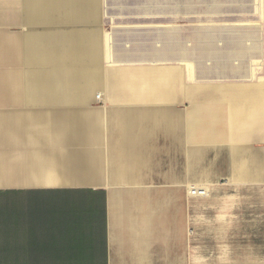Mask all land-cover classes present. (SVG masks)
<instances>
[{
    "label": "crops",
    "instance_id": "0c3cea01",
    "mask_svg": "<svg viewBox=\"0 0 264 264\" xmlns=\"http://www.w3.org/2000/svg\"><path fill=\"white\" fill-rule=\"evenodd\" d=\"M26 1L0 11V264H264L254 64L177 25H158L153 46L103 23L170 14L98 0L32 19ZM94 100L160 105L126 109L112 129Z\"/></svg>",
    "mask_w": 264,
    "mask_h": 264
},
{
    "label": "rangeland",
    "instance_id": "374dc122",
    "mask_svg": "<svg viewBox=\"0 0 264 264\" xmlns=\"http://www.w3.org/2000/svg\"><path fill=\"white\" fill-rule=\"evenodd\" d=\"M112 1L105 3L106 6L102 5L100 10L111 13L115 11L150 12L160 16L170 14V17L105 19L104 28L109 32H116L115 34L118 35L127 29L137 30L150 41L154 33L161 29L158 25H177L180 27V32L185 37H191L192 41L201 37L199 42L206 43L208 46L221 44L230 48L234 47L237 50L240 67L252 68L254 64L257 70L256 75L264 76V64L263 68L259 67L260 60L264 58V0H134V2L118 0L117 3ZM183 12L188 16L171 18L172 13ZM153 24L157 26L152 27ZM31 29L47 30L41 25L31 26ZM148 44L157 46L155 41H150ZM169 64L179 65L178 62ZM257 79H254V83H257ZM223 100L226 101L225 99L220 101ZM91 104L100 109L103 115L101 123L111 125L112 129L117 126L115 118L124 110L160 105L159 102L151 103L144 100H110L108 102L94 100Z\"/></svg>",
    "mask_w": 264,
    "mask_h": 264
},
{
    "label": "bare ground",
    "instance_id": "6f19581e",
    "mask_svg": "<svg viewBox=\"0 0 264 264\" xmlns=\"http://www.w3.org/2000/svg\"><path fill=\"white\" fill-rule=\"evenodd\" d=\"M21 1L22 0H11L7 2V4H5V2L4 3L0 2V11L3 9H5L4 11L10 10L12 9V7H15V9L17 10L18 5L21 4V7L23 6ZM25 8L30 14H33L31 15L32 19H33L32 16H34V14L51 15L59 12H66L72 14L73 13L89 14L93 12H98V0H27L25 4ZM81 16L84 17V15ZM197 190H202V189H197Z\"/></svg>",
    "mask_w": 264,
    "mask_h": 264
},
{
    "label": "built area",
    "instance_id": "2783aa9c",
    "mask_svg": "<svg viewBox=\"0 0 264 264\" xmlns=\"http://www.w3.org/2000/svg\"><path fill=\"white\" fill-rule=\"evenodd\" d=\"M191 193L192 194H203L204 193V190H197V188H193L191 190Z\"/></svg>",
    "mask_w": 264,
    "mask_h": 264
}]
</instances>
